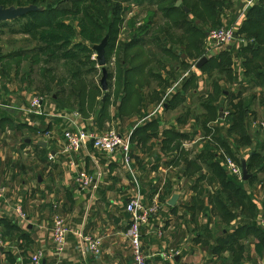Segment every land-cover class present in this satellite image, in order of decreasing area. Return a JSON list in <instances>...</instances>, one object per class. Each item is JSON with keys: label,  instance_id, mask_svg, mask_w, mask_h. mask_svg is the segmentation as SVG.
Instances as JSON below:
<instances>
[{"label": "crops", "instance_id": "0c3cea01", "mask_svg": "<svg viewBox=\"0 0 264 264\" xmlns=\"http://www.w3.org/2000/svg\"><path fill=\"white\" fill-rule=\"evenodd\" d=\"M181 1L183 5V0ZM243 8L244 0H240L234 7L224 10L220 16L222 25H227L224 20L226 15L241 17ZM243 21L235 23L240 26L238 31ZM245 46L248 44L240 47L233 45L230 46L231 49L228 47L224 51H231L229 57L233 60L232 55L242 54L240 50ZM165 63V70L157 77L159 80L150 88L138 90L145 98V105L141 108L149 107L143 109L140 116L131 114L117 117V112L123 104L112 108L114 111L109 110V113L113 112L116 116V121L129 120L133 123L125 130L120 129V133L125 137L130 136L132 132L130 168L125 164L121 151L108 154L96 149L92 144L89 149L90 157H87L86 153H66L64 131L67 121L60 117L70 114L71 111L57 101L49 102L44 98L43 111L47 115L39 116L27 112L32 100L38 97L36 92L18 88L12 83H7L6 90L0 91V185L6 188L5 195L0 198V264H31L32 256L39 251L44 255L43 264H135L128 237L132 216L126 207L138 196L142 197L147 206L154 202L161 205L159 215L144 229L143 243L148 264H264V249L261 254L257 252L260 243L264 246V172L248 170L252 177L256 174L255 180L244 181L242 176L243 189L253 206L245 204L237 211L224 200V204L236 215L234 220L226 224L217 214H212L217 210L216 204H213L214 199L210 201L205 198L211 191L212 196L221 191L218 182L214 185L208 183L206 179L213 176L204 162L198 159L206 149H214L204 146L205 143H197L203 140V137L197 136L206 132L199 130L196 135L189 136L186 129L174 130L181 124V110L187 105L194 104L196 99L203 95L205 100L200 106L204 109L202 105H208L212 88L210 87L209 91L208 87L207 91L205 84L209 81V76H204L196 67L197 69L181 82L172 99L164 103V113L161 112L146 124H141L185 75L181 70L180 77L172 78L175 77L174 72L177 73V69H182L189 62L176 61L175 65L173 61ZM208 63L209 61L205 62ZM139 66L143 67L144 63ZM244 76L246 70L240 72L238 80L241 86L247 84ZM160 83L166 85L165 89ZM124 84L134 87L135 81L131 83L126 78ZM218 84L220 85V82ZM251 84L253 88L255 85ZM195 85L197 87L193 90L191 87ZM140 87L136 84L134 88ZM224 93L223 101L219 98L214 101V106L210 105L219 109L217 121L221 122L224 102H231L233 95L244 92L235 89ZM261 94L262 91L257 97L260 98ZM192 95L195 99L190 98ZM246 96L249 95L245 92L244 97ZM156 99L155 103L148 102ZM260 108L263 111L264 107L260 105ZM169 112H180L176 117V124L171 122L172 126L162 127L161 116ZM79 122L88 132L98 136L108 130L107 120L103 121V118L96 121L86 120L81 116ZM149 126L153 128L156 136H147V133L150 135L149 130L144 137L141 133L137 135L139 130L141 132L142 128ZM204 128L207 130V125ZM228 128L229 126L226 131ZM10 131L16 135L14 142L23 141L25 144V147L21 148L15 144L11 156V149H8L3 141ZM27 133L29 135L22 139ZM173 133L185 135L184 139L179 140L182 142L181 148L170 157H161V151L166 147L165 141ZM187 139H191L188 143L195 145V155L180 163L181 155L187 147ZM10 140L12 139L8 142ZM150 143L152 155L147 153ZM220 150L221 153L215 151L216 161L232 180L240 181L225 169V152L222 151L226 149L220 146ZM50 157L53 159L50 160ZM228 157L234 159L231 155ZM10 160L13 162L12 169L7 172L6 162ZM243 160L245 159L240 162L235 160L241 169ZM245 161L248 164V160ZM195 163L198 164L197 168ZM192 167L196 168L193 173ZM79 172H86L92 177L91 188L81 189L77 185ZM6 177L5 184L3 181ZM201 177L204 178L198 181ZM176 195L179 199L171 206V200ZM18 207L22 209L26 219L18 215ZM57 216L66 221L69 229L66 249L62 254L57 253L55 249L52 232L53 221ZM210 227H213V231ZM89 240L98 242L101 250L99 256L89 253ZM249 245L253 247V251L248 248ZM254 254L256 260L253 261Z\"/></svg>", "mask_w": 264, "mask_h": 264}, {"label": "rangeland", "instance_id": "374dc122", "mask_svg": "<svg viewBox=\"0 0 264 264\" xmlns=\"http://www.w3.org/2000/svg\"><path fill=\"white\" fill-rule=\"evenodd\" d=\"M239 2L240 0H233V4H231L230 7H234ZM148 3H150L149 0H40L39 6L50 12L48 15L41 16L40 22L50 20L53 15L61 17L67 14L65 12L70 11V13L78 14V16L85 17L89 20L88 22L98 29L97 33L102 34L104 39L106 37L109 39L111 30H119V36L116 41H109L105 54L109 77L110 75L113 76L110 80L108 77L109 89L107 92L102 90V68L99 67L96 54L91 56L90 66L96 67L97 72L88 76L74 78V69L71 65H65L54 58L41 59L36 52L35 54L31 53L33 49H37L40 46L39 43L22 34H11L7 28H3L4 34H0V82L3 87H5L2 88V90H6L7 83H12L18 88L36 92L38 97L42 99L45 98L49 100V102L57 101L62 107L80 113V116H83L86 120L94 119L98 121L103 118V121L107 120L108 130H116L119 133L120 129L125 130L132 126L133 123L131 124L129 120H121V122L116 121V116H114L113 112L112 114L109 113V110L118 107L119 104H123L120 111L117 112V117H121L131 114L140 116L143 109L149 108H141L145 105V98L140 95L138 90L150 88L159 80L157 78L158 75H161L163 70H165V64H159L155 61H173L174 65L176 61L184 60L189 62L182 67V69H177L178 72L176 73L175 71V77L172 78H176L177 76L180 77L182 74H180L181 70H183L184 73L192 70L191 68L198 63L203 56L207 58V61H217L214 69L210 68L203 72L204 76H209V81L205 84L206 90L208 91V87L209 91L210 87L212 88L209 101H212L211 96L213 95L216 99L220 98L221 101H223V96H219V94L235 89L236 91L240 89V91L246 92V95L250 96L253 94L257 95L261 92V89L257 86L251 88L250 85L252 84L246 76H244L245 81L249 84L244 86L239 84L238 79L240 77V72L243 70L248 71L247 69H249L250 72L252 71L251 67L245 65L246 62H244V58L250 60L252 59L251 56L233 54L232 60L229 56H223L222 53L224 51L211 52L206 55L208 43L206 34L216 29L217 26H198L195 21H191V23H188L180 30H173V28H171L173 24L178 23V25H181V23L187 22V17L178 12L174 13L171 18L165 22L166 15L159 12L160 8L157 9L155 7L153 9L157 11V19L154 20V32L143 37L144 41L147 42L144 46H137L135 44L137 36L132 33V30L128 26V22L131 18L135 17L137 23H142L141 21L146 16L147 12L150 11L147 7L149 6ZM222 13L223 11L221 14ZM233 17L232 15H226L224 17L228 26H232L237 22L238 18ZM115 19H120V22H115ZM159 26H161L163 30H160L161 28H159ZM14 27L17 28L20 27V25H15ZM167 29L173 39L169 38L168 41H165L163 32ZM186 30L191 32H187ZM157 38L160 40L155 42ZM161 52L166 53L164 60L158 56ZM204 52L205 54L203 55ZM180 54H182V56ZM263 57L264 51H260L259 57L256 58L255 61L260 62ZM220 62L223 64L218 65L217 63ZM140 63L147 64V68L141 67L142 65L139 66ZM223 68H227V70L225 71ZM129 71L130 74L128 75ZM126 78H128L131 83L135 81L134 87L136 84H139L141 87L134 88L131 87L130 84L125 85ZM218 82H220V85ZM160 86L163 89L166 87L163 83H160ZM196 87L197 85L191 88L194 90ZM167 89L165 92H167ZM190 98L195 99V96L192 95ZM204 98V95L199 99L197 98L194 104L187 105L181 110L183 112V114H181V124H179L178 128H174V130L182 131L186 129L188 130L187 133H189V136L196 135L199 130L205 131L206 133L197 136V138L203 137V140L197 143H205L204 146L214 148L213 151L217 153H221V144L217 139H214V136H220V140L226 141L231 146V153L234 154L233 158L237 162H240L241 159L248 160L252 153H260L262 157H264V149L262 148V144L264 143V111H262L261 108L259 109L260 105L258 103L252 107V112L245 121V127L239 131L241 133L239 136H249L252 138L251 145H247L243 142L238 143L240 137L231 133V130L226 131V127L229 126L230 128L232 124L231 121H233L230 119L232 117L230 114V102H228V100L224 102L222 116L220 117L222 120L221 122L217 121L219 120V116L215 114L217 112L209 110L207 105L204 108L205 110L200 106V103H203L205 100ZM104 99L106 100L104 101ZM148 102L155 103L157 99ZM113 109L112 111H114ZM162 113H164V111H162ZM179 114L178 112L175 114L172 112H169V114L166 113L165 115L163 114L160 119V124L163 123L162 127L172 126L173 123L176 124V117ZM213 117H216V119L213 120ZM7 124L8 122H6V125ZM206 125L209 132L204 128ZM28 135L29 133L23 135L22 139ZM15 137L16 135L12 134L10 131L3 139L5 146L11 149L10 156L12 155V149H15V144L20 148L25 147L23 141L14 142L13 139L15 140ZM6 138L12 140L8 142ZM186 141L187 147L185 152L181 155L179 160L180 163L184 159L195 155L193 150L195 145L193 143H188L191 139H187ZM149 145L147 153L152 155V144L150 143ZM179 145L181 148V141H175L170 146H166L164 150L161 151V157L167 158L179 152ZM222 152H225L223 155H229L226 151ZM12 163V160L6 162L7 172L11 171ZM194 171H196V168L192 167L191 173ZM3 182L5 184L7 183V177ZM212 214L215 215V212ZM210 228L213 231V227ZM248 248H251L253 251L251 245H249ZM245 250L249 251V249ZM253 256H255L253 259L254 261L256 260V254Z\"/></svg>", "mask_w": 264, "mask_h": 264}, {"label": "trees", "instance_id": "16d2710c", "mask_svg": "<svg viewBox=\"0 0 264 264\" xmlns=\"http://www.w3.org/2000/svg\"><path fill=\"white\" fill-rule=\"evenodd\" d=\"M179 0H149L148 3L150 11L147 12L146 16L141 21L142 23H137L136 18H131L128 22L129 28L132 30V33L136 34L137 38L135 39V44L137 46H144L147 42L144 41L143 37L150 35L154 32V20L157 19V11L153 8H160V13H164L166 15V19L164 20L167 22L174 13H180L183 16L187 17V22L175 23L171 26L173 30H180L182 27L191 23V21H195L198 26H208L214 25L217 28L222 27V21L220 20L221 12L225 9L230 8L231 4H233V0H183V5L180 8L176 7V4ZM40 0H0V5L10 7V6H17V7H26L30 5L39 6ZM184 8L190 10V13H186ZM66 15L61 17L52 16L50 20L41 21L40 18L43 15L50 14L49 11L44 9L42 12H36L29 14L25 17H22L14 22H5L0 25V34H4L3 28H7L11 34H18V35H25L36 41L40 44L37 49H33L31 53L37 55L42 59H49L54 58L55 60L64 63L65 65H71L73 67V77H81V76H88L90 74L96 73L97 68L91 67V56L95 55V51L91 48V45H97L101 43L104 39L102 34L97 33V28H95L92 24H90L85 17H80L78 14L70 13V11L65 12ZM115 22H120V19H115ZM41 23V24H40ZM15 25H20V27H14ZM158 28V27H156ZM160 30H163L161 26ZM187 32H191L186 30ZM108 39V45L110 42H115L117 37L119 36V30L110 31ZM165 41H168L169 38L173 39L170 32L165 30L163 32ZM238 36L244 38L248 41V46L243 47L240 50V53L251 56L253 59H245V65L251 67L252 71L250 72L249 69L246 71V77H248L249 81L253 83V85L257 86L261 89L262 94L261 97L258 98L257 95H249L244 97V93H239L237 95H233L231 102L229 103L230 106V114L233 121L231 124V133L239 136L241 133L239 132L240 129L245 127V121L252 112V107L259 102L261 106L264 107V57L262 61H255L256 58L259 57L260 51H264V0L250 9L246 16V20L243 21L240 30L238 31ZM160 39H156L155 42H158ZM152 41V40H151ZM150 41V42H151ZM149 42V41H148ZM154 42V41H152ZM154 44V43H153ZM107 45V46H108ZM107 49V47H106ZM205 49V48H204ZM231 51H224L222 54L223 56H229ZM166 53L161 52L159 58L164 60ZM205 52L203 53V55ZM168 55V54H167ZM202 57V56H201ZM200 57V58H201ZM177 58V57H176ZM159 64H166L165 61H155ZM217 61H209L208 64H205L200 70L202 72L206 71L210 68H215V63ZM124 64V63H123ZM218 65L223 63H217ZM226 67V66H225ZM143 68H147V64L143 66ZM248 68V67H247ZM225 71L227 68H223ZM139 75V74H138ZM113 78L110 75L109 80ZM134 85V84H133ZM224 92H221L219 96H224ZM212 101H208L209 110L213 112H219V109L213 108L210 105L215 104L216 102L215 96H211ZM206 107V105H202ZM214 106V105H213ZM264 111V108H262ZM216 116H219V114ZM216 117H213L215 120ZM148 130L149 134L148 135ZM140 131V130H139ZM137 132V135L144 137V134L147 133V136H156L155 131L153 128L144 127L141 129V132ZM209 132L208 130H206ZM135 135V134H134ZM139 135V136H140ZM238 139V143H245L247 145H251L252 138L249 136L241 137ZM185 135L182 134H171L165 141L166 146H170L174 141L177 139L179 140L184 139ZM214 139L220 142V146L226 149V152L233 156L234 154L231 153L230 145L224 140H220V136H214ZM180 148V145L178 149ZM262 148L264 149V143L262 144ZM214 149H206L205 153L201 155L198 159L204 162V165L207 166L210 174L213 176L212 178L206 179L210 185L216 184L218 182L221 186V191L216 193L213 198V192L211 194L205 196V198L212 201L214 199L213 204L215 208L217 206V210L215 215L224 221V223L228 224L231 220L236 218L234 212L224 204V200H226L231 206L239 211L240 206L245 204H249L251 206L252 203L248 198L247 194L243 189V182L232 180L229 175L220 167V164L217 159V153L213 151ZM196 164V163H195ZM196 164V168H197ZM248 170L251 172H255L258 170L259 172H264V157L260 153H252L249 156ZM199 169V167H198ZM197 169V170H198ZM204 177L199 178L198 181L202 180ZM256 174L252 177V180H255ZM250 179V180H251ZM264 184V179L262 180ZM198 189V188H197ZM222 194V195H220ZM220 198H224L223 200ZM264 246L262 243L258 245L257 252L261 254L263 252Z\"/></svg>", "mask_w": 264, "mask_h": 264}, {"label": "built area", "instance_id": "2783aa9c", "mask_svg": "<svg viewBox=\"0 0 264 264\" xmlns=\"http://www.w3.org/2000/svg\"><path fill=\"white\" fill-rule=\"evenodd\" d=\"M261 0H244V8L241 14V17L237 19L236 23L242 22L244 17L247 15V12L257 5ZM238 25L234 24L232 26L224 25L220 28H216L208 33L207 36V54L211 52H222L228 47L237 45L244 46L248 44L244 38L238 36ZM211 56V55H210ZM194 65L184 77L176 83L165 95L164 101L156 108V110L147 115L142 121L141 124H146L147 121H150L156 115L161 113L164 109V103L168 100H171L176 89L180 86L181 82L186 79L191 73H193L197 68ZM3 85L0 82V91L2 90ZM44 99L41 97H35L30 107L27 109L28 113L45 116L47 115L43 111ZM80 113L71 111L70 114H64L62 117L67 121V127L64 131V138L66 140V149L65 152L71 155H79L80 153H86L87 157H90V146L91 144L96 149L108 153L114 154L116 151H121L123 153V159L125 164L130 168L132 163V145H131V135L128 137L122 136L121 133L116 130H108L102 135H95L88 132L80 124ZM53 157H50L52 160ZM75 164V162H74ZM225 169L228 173L242 180V169L239 163H237L231 157L225 155ZM93 179L86 172H79L77 175V185L81 189H89L92 187ZM6 188L0 185V198L5 195ZM18 215L26 219L22 209L18 207ZM127 212L132 216V221L130 224L128 237L135 260V264H148V256L144 249V229L149 226L151 220L159 215L161 211V205L158 202H154L151 205L147 206L143 203L141 196L135 197L131 202L128 203L126 207ZM54 245L57 253L62 254L67 245L69 229L67 227L66 221L61 217H55L52 226ZM1 241V239H0ZM89 242L88 251L94 256H99L101 253L100 246L98 242ZM44 255L41 251L32 256L31 264H43Z\"/></svg>", "mask_w": 264, "mask_h": 264}, {"label": "water", "instance_id": "95a60500", "mask_svg": "<svg viewBox=\"0 0 264 264\" xmlns=\"http://www.w3.org/2000/svg\"><path fill=\"white\" fill-rule=\"evenodd\" d=\"M182 1H178L177 7H181ZM186 13H189V9L184 8ZM44 11L43 8L38 7L36 5H30L26 7H17V6H2L0 5V25L5 23V22H14L22 17H25L29 14L36 13V12H42ZM108 45V37H106L99 45H91V48L95 51L97 55V62L99 64V67L102 68V80H101V85H102V90L104 92H107L109 89L108 86V77L109 73L107 71V61H106V47ZM231 49V47H229ZM207 62V58L203 57L201 61L198 63L197 68L201 69V67ZM242 174H243V180L248 181L249 179L252 178L251 175L248 173L247 169V163L245 160L242 161ZM96 182V181H94ZM179 197L176 195L173 197L171 200L170 205L174 206L177 202Z\"/></svg>", "mask_w": 264, "mask_h": 264}]
</instances>
